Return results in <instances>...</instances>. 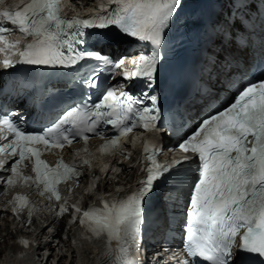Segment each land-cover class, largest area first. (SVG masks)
<instances>
[{
    "label": "snow or ice",
    "instance_id": "1",
    "mask_svg": "<svg viewBox=\"0 0 264 264\" xmlns=\"http://www.w3.org/2000/svg\"><path fill=\"white\" fill-rule=\"evenodd\" d=\"M109 2L116 5L114 10L70 19L61 15V0H27L15 11L7 7L0 9V53H8L2 61L3 67L25 64L70 68L81 61L95 59L111 68H120L123 60L113 63L97 52L77 49L88 43H104L113 27L128 37L151 42L159 48L162 34L182 7V0ZM241 6L249 7L250 2L241 0ZM13 32H18L23 39L31 38L30 42L20 47V40H8ZM159 62L158 52L141 55L133 62L135 69L124 73L125 79L148 81V91L141 96L118 93L109 87L95 104L71 107L42 131L30 132L23 127V117L14 119V113L0 112V154L16 158L10 169L12 177L4 178L5 183L14 187L17 183L14 177L21 183L31 181L40 197L59 202L58 216L67 212L69 206L61 200L58 186L68 181L78 183L77 170L62 159L50 166L41 156L45 151L62 150L74 142L87 144L89 134L104 140L100 146L102 155L112 154L121 147V139L133 131L155 129L160 115L158 97L152 92ZM97 75L94 71L88 76L85 81L88 87L97 86ZM145 100L150 104H145ZM106 125L111 126L110 137L104 135L107 129L102 130ZM178 149L190 153L191 157L185 155L176 165L187 163L189 170L196 174L188 185L182 247L185 259L179 264H264V78L238 88L234 101L203 119L179 143ZM160 152L152 138H145L141 170L146 176L137 190L123 199L112 197L111 203L101 200V207L88 208L79 217L82 229L92 236H106L109 244L113 240L117 242L110 264H140L130 253L139 246L143 204L154 183L172 167L157 162ZM25 161L31 163L33 176L24 175L20 170L27 167ZM82 165L91 166V161L83 160ZM3 166L0 162V167ZM29 195L17 194L10 203L14 216L19 218L27 213L30 221L33 202ZM71 207L81 212L75 205ZM18 243L27 247L30 242L19 240ZM106 255L112 256L111 248Z\"/></svg>",
    "mask_w": 264,
    "mask_h": 264
},
{
    "label": "bare ground",
    "instance_id": "2",
    "mask_svg": "<svg viewBox=\"0 0 264 264\" xmlns=\"http://www.w3.org/2000/svg\"><path fill=\"white\" fill-rule=\"evenodd\" d=\"M82 7L96 5V0H73ZM224 50L223 47H221ZM228 49V48H227ZM245 51V50H244ZM68 154V150L65 151ZM169 153V152H168ZM135 156L137 152H134ZM121 157V158H120ZM163 158L167 157L165 153ZM118 159H121L119 162ZM112 160V168L106 170L101 179V189L105 195L120 194L125 188L132 185L140 173L137 164L131 160L124 161L122 155ZM82 182L96 177L95 166H85ZM77 195L83 200L97 201L102 199L101 192L90 193V187L78 191ZM35 197L36 193L31 192ZM22 216L19 219L12 217L5 209L4 201L0 199V264H100L103 250L101 244L87 241L83 233L74 232V224H68L64 218L56 217L49 207L41 202L35 204L33 210V231L24 226ZM21 223L20 227L18 223ZM45 222V225H41ZM19 240L29 241L24 247Z\"/></svg>",
    "mask_w": 264,
    "mask_h": 264
},
{
    "label": "rangeland",
    "instance_id": "3",
    "mask_svg": "<svg viewBox=\"0 0 264 264\" xmlns=\"http://www.w3.org/2000/svg\"><path fill=\"white\" fill-rule=\"evenodd\" d=\"M2 245V244H1ZM1 245H0V247H1Z\"/></svg>",
    "mask_w": 264,
    "mask_h": 264
}]
</instances>
